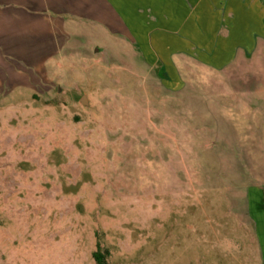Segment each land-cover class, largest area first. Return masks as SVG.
Listing matches in <instances>:
<instances>
[{"label": "rangeland", "instance_id": "1", "mask_svg": "<svg viewBox=\"0 0 264 264\" xmlns=\"http://www.w3.org/2000/svg\"><path fill=\"white\" fill-rule=\"evenodd\" d=\"M80 2L0 0V264H96L97 243L109 264H246L264 36L220 67L194 48L166 69Z\"/></svg>", "mask_w": 264, "mask_h": 264}, {"label": "crops", "instance_id": "2", "mask_svg": "<svg viewBox=\"0 0 264 264\" xmlns=\"http://www.w3.org/2000/svg\"><path fill=\"white\" fill-rule=\"evenodd\" d=\"M70 2V9L77 11L79 0ZM96 2L147 57L157 56L166 69H171V53L194 48L200 59L220 67L237 48L251 47L254 36H264L261 0H81L80 4L90 9ZM259 224L258 241L252 254H245L246 264H264V213ZM230 257L234 264H243L238 254ZM198 264L218 263L199 255Z\"/></svg>", "mask_w": 264, "mask_h": 264}, {"label": "trees", "instance_id": "3", "mask_svg": "<svg viewBox=\"0 0 264 264\" xmlns=\"http://www.w3.org/2000/svg\"><path fill=\"white\" fill-rule=\"evenodd\" d=\"M110 257V251L108 249H103L100 243H97L96 251L93 253L96 264H109Z\"/></svg>", "mask_w": 264, "mask_h": 264}, {"label": "water", "instance_id": "4", "mask_svg": "<svg viewBox=\"0 0 264 264\" xmlns=\"http://www.w3.org/2000/svg\"><path fill=\"white\" fill-rule=\"evenodd\" d=\"M82 103H83L84 105L87 104L86 98H83Z\"/></svg>", "mask_w": 264, "mask_h": 264}]
</instances>
